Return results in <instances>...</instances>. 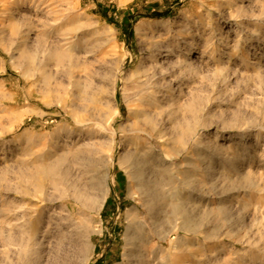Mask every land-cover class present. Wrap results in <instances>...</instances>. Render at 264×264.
Listing matches in <instances>:
<instances>
[{
  "label": "rangeland",
  "instance_id": "374dc122",
  "mask_svg": "<svg viewBox=\"0 0 264 264\" xmlns=\"http://www.w3.org/2000/svg\"><path fill=\"white\" fill-rule=\"evenodd\" d=\"M0 264H264V0H0Z\"/></svg>",
  "mask_w": 264,
  "mask_h": 264
},
{
  "label": "bare ground",
  "instance_id": "6f19581e",
  "mask_svg": "<svg viewBox=\"0 0 264 264\" xmlns=\"http://www.w3.org/2000/svg\"><path fill=\"white\" fill-rule=\"evenodd\" d=\"M27 29H29L27 26H25ZM24 26L23 25H20L18 22L17 23H14V24H12V26H11V28H10V30L8 31L9 32V35H8V40L10 41V50H21L22 49V47L25 45L24 44V42H25V40H26V37H27V32L25 33V31H24ZM29 32V31H28ZM21 48V49H20ZM45 49V48H44ZM43 49V51H42V53H41V55H44V54H46L45 53V50ZM9 50V49H8ZM12 50V51H13ZM14 52H17V51H14ZM47 52V51H46ZM48 53V52H47ZM35 56L36 55H29L28 53H24V54H22V56H21V59H22V62H23V64H24V67H25V65L26 64H28V65H26V68H25V70L23 71L24 72V75H27V73H29L30 72V68H29V65L32 63V64H35V69L34 68H31V71L33 72V70H38V69H40V68H42L43 67V64H44V59H41L42 61H40L39 62V65L37 64V62H35ZM45 57V56H44ZM41 58H43V57H41ZM61 59V58H60ZM58 61H59V59H58ZM22 64V65H23ZM21 65V66H22ZM30 75V74H29ZM33 75V74H32ZM31 76V75H30ZM166 95V94H165ZM148 97V96H147ZM142 100V99H141ZM155 104H153V102H151V101H149V100H146L145 101V99H144V101H140L139 102V105H138V110L137 111H135V112H137V116L136 117H141L142 118V120L140 121V122H143V120L145 121V122H148L147 121V115H148V113L150 112V110H152V107L154 106ZM137 107V106H136ZM134 111V110H133ZM135 114V113H134ZM140 120V119H139ZM150 121H152L151 119H150ZM139 122V121H138ZM141 124H143V123H141ZM148 124V123H147ZM147 124L145 123L144 125H134L133 127H132V132L133 133H136V134H138V133H143L144 135H145V137H149V136H152V132H151V130L147 127ZM151 124V123H150ZM149 124V125H150ZM148 125V126H149ZM152 129H154V127L152 128ZM139 137V136H138ZM135 138V137H134ZM143 139V138H142ZM149 165V164H148ZM196 166H198V165H196ZM195 167V166H194ZM193 170H194V168H192ZM45 170V169H44ZM196 171V170H195ZM197 171H199L198 169H197ZM187 172H188V170H187ZM201 172V171H200ZM184 173V172H183ZM204 174V173H203ZM197 175H201V173H198ZM162 186V185H161ZM155 187L156 188H159V185L158 184H156L155 185ZM157 190V189H156ZM158 195V194H157Z\"/></svg>",
  "mask_w": 264,
  "mask_h": 264
}]
</instances>
